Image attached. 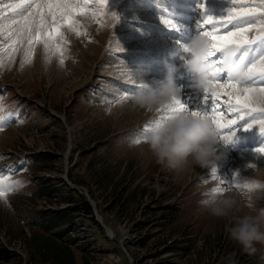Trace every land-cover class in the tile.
Instances as JSON below:
<instances>
[{"label": "rangeland", "instance_id": "rangeland-1", "mask_svg": "<svg viewBox=\"0 0 264 264\" xmlns=\"http://www.w3.org/2000/svg\"><path fill=\"white\" fill-rule=\"evenodd\" d=\"M20 2L0 0L5 32L13 16L5 5ZM134 2L109 0V14L100 18L103 26L88 15L77 16L80 36L62 30L67 40L63 65L56 55L46 59L43 45L37 44L30 63L21 69L26 41L13 46L14 60L4 59L0 116L6 126L0 130V173L20 186L0 198V264H264V242H256L254 252L243 249L230 236L233 220L214 217L203 206L218 196L212 189L219 186L264 208V187L252 191L243 187L251 182L264 185V154L255 151L264 147L258 125L245 130L250 119L246 116L233 126L232 142L218 139L215 145L222 159L204 170L190 164L177 173L158 164L143 140L132 146L160 113L133 111L131 99L118 98L131 97L145 85L155 89L166 75L132 56L177 48L168 44L166 34L139 25L157 24L159 15ZM236 3L252 5L259 0ZM158 4L167 16L180 12L164 1ZM205 4V14L216 16L231 6L230 0ZM196 12L197 21L202 20L198 7ZM0 41L9 42L3 35ZM262 52L253 46L249 56ZM163 57L170 62L169 55ZM127 68L133 72L143 68L146 75L136 79ZM177 86L183 102L189 106L200 102L202 90ZM224 115L225 120L233 118L232 113ZM246 139L250 140L246 146L240 144ZM84 202L90 214L84 211ZM73 205L75 211L70 210ZM244 211L242 201L237 215Z\"/></svg>", "mask_w": 264, "mask_h": 264}, {"label": "snow or ice", "instance_id": "snow-or-ice-1", "mask_svg": "<svg viewBox=\"0 0 264 264\" xmlns=\"http://www.w3.org/2000/svg\"><path fill=\"white\" fill-rule=\"evenodd\" d=\"M108 4L109 0H71V2L70 0H43V2L21 0L20 3L5 5L13 16L10 18L11 24L6 32L3 27L4 18L0 17V35L9 41L8 43L0 41V67H3L5 58L14 60L16 49L13 46L24 41L27 43V48L21 69L25 63H30L37 44L43 45L46 59L49 54L56 55L59 64L63 65L67 58L65 56L67 49L64 46L67 40L62 30L67 28L68 31L80 36L81 23L76 19L79 15H88L103 26V20L100 18L109 14L106 12ZM230 4L231 6L225 11L226 15L224 13L218 16L205 14L207 12L205 0L197 4L203 16L202 20L197 22V35L203 36L208 41L207 61L214 65L208 74L209 84L202 90L200 102L190 108L179 97L173 98L170 105L157 110L160 116L144 127V135L136 139L135 143L144 140L153 126L181 112L209 119L217 132L218 139L225 144L232 142L235 136L233 126L245 121L246 116L250 119L244 125L245 130L258 125L260 132L264 133V52L258 57L249 56L253 46L264 50V0L252 5L237 4L236 0H230ZM112 15L115 16V13ZM164 23L170 30H180V25L170 20H165ZM206 25L208 27H205ZM250 33L255 34L250 37ZM177 43L186 56L191 54L192 50L184 49L181 41ZM230 47L240 51V55H235L233 60L237 67L244 69L246 78L243 81L233 80L223 71L225 52ZM131 79L132 77L129 76V80ZM258 84L260 86H257ZM128 99L129 96L118 98L119 101ZM0 111H3L2 107ZM225 112L232 113L233 118L225 120ZM4 126H6L5 118L0 116V130ZM225 129L228 130L227 135L224 133ZM255 151L264 154V147ZM215 172L216 169H212V173ZM19 186L20 182L12 181L8 175L0 173V198L17 190ZM233 186L241 187L235 182ZM243 187L247 191H252L264 185L251 182L244 184ZM212 193L222 195L224 189L219 186L214 187Z\"/></svg>", "mask_w": 264, "mask_h": 264}, {"label": "clouds", "instance_id": "clouds-1", "mask_svg": "<svg viewBox=\"0 0 264 264\" xmlns=\"http://www.w3.org/2000/svg\"><path fill=\"white\" fill-rule=\"evenodd\" d=\"M183 48L192 50L191 54L182 59H185L187 72L195 77L196 88L203 90L209 84L208 74L214 67L207 61L208 41L203 36L196 35ZM236 51L228 49L225 52L223 71L232 78L243 81L246 78L244 69L237 67L233 60ZM127 72L139 80H143L146 75L143 68H138L135 72L127 68ZM174 73L175 69L168 65L166 75L158 87L153 89L145 85V90L130 97L132 104L146 112H156L170 105L173 98L180 94ZM217 140V132L209 119L181 112L153 126L143 143L148 145L158 164L180 173L193 162L201 167L217 166L216 161L222 159L216 153ZM132 146H138V143L133 141ZM242 201L247 211L237 215L242 211ZM203 206L214 217L233 220L229 228L230 236L243 249L254 252V244L264 242V208L256 207L253 199H238L231 192L225 191L222 195L204 201Z\"/></svg>", "mask_w": 264, "mask_h": 264}, {"label": "bare ground", "instance_id": "bare-ground-1", "mask_svg": "<svg viewBox=\"0 0 264 264\" xmlns=\"http://www.w3.org/2000/svg\"><path fill=\"white\" fill-rule=\"evenodd\" d=\"M9 1V0H8ZM98 40V39H97ZM93 50H94V48H92ZM84 51V50H83ZM145 52V51H144ZM39 61V60H38ZM36 64V63H35ZM39 64V63H38ZM40 68V67H39ZM50 69V68H49ZM54 69V68H53ZM58 69H59V67H58ZM64 73H65V71H64ZM175 73H177L176 75H175V82H176V84L177 85H179V86H183L184 84H186V86H188V89L191 91V90H194L195 89V87L193 86V83H194V81L193 80H187V77H185V75L183 74V73H180V72H175ZM179 75V76H178ZM184 78H186V79H184ZM195 90H197V89H195ZM198 98H200L199 96H198ZM190 99V98H189ZM189 101V100H188ZM197 101V100H196ZM192 102H194V100L192 101ZM132 103V102H131ZM189 104V103H188ZM191 104V103H190ZM194 106L196 105V103H192ZM193 105H190V107L191 106H193ZM136 108L137 107H135V106H133V108H132V110L134 111V110H136ZM192 108V107H191ZM140 109V108H139ZM140 111L141 112H145V113H147L146 111H144L143 109H140ZM148 115H150V113L148 112ZM258 140H262L261 139V137L260 138H258ZM220 149V148H219ZM218 150V149H217ZM222 150V149H221ZM220 150V151H221ZM217 152H219V151H217ZM216 152V153H217ZM224 157V156H223ZM247 159V158H246ZM263 163H264V161H262ZM191 164H194L195 166H196V163L195 162H193V163H191ZM221 165V164H220ZM199 168H202V170H204L206 167H201L200 165H199ZM193 173H197V172H193ZM97 219L99 220V217L97 216ZM99 221H101V220H99ZM108 234H110L111 235V231H110V229H108L107 231H106Z\"/></svg>", "mask_w": 264, "mask_h": 264}, {"label": "trees", "instance_id": "trees-1", "mask_svg": "<svg viewBox=\"0 0 264 264\" xmlns=\"http://www.w3.org/2000/svg\"><path fill=\"white\" fill-rule=\"evenodd\" d=\"M83 207H84V211L86 212V213H88V214H90V207H89V205H88V203H86V202H84L83 203ZM77 209V207L76 206H72L71 208H70V210L71 211H75ZM48 215V214H47ZM51 216H53L54 218L55 217H59V215H57V214H55V213H51L50 214ZM64 247V246H63ZM66 247H64L63 249L66 251V250H68V249H65ZM69 251V250H68ZM68 255H70L69 253H67ZM70 257V256H69Z\"/></svg>", "mask_w": 264, "mask_h": 264}, {"label": "water", "instance_id": "water-1", "mask_svg": "<svg viewBox=\"0 0 264 264\" xmlns=\"http://www.w3.org/2000/svg\"><path fill=\"white\" fill-rule=\"evenodd\" d=\"M94 215H96L95 213H94ZM95 219L100 223V225L103 227V228H106V226L104 227L102 224H101V222L97 219V217H95ZM107 230H108V228H106Z\"/></svg>", "mask_w": 264, "mask_h": 264}]
</instances>
